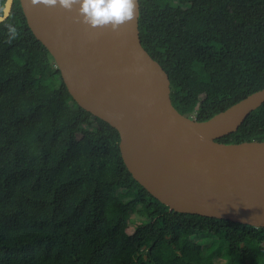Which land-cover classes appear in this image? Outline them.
I'll return each instance as SVG.
<instances>
[{"label":"trees","instance_id":"obj_1","mask_svg":"<svg viewBox=\"0 0 264 264\" xmlns=\"http://www.w3.org/2000/svg\"><path fill=\"white\" fill-rule=\"evenodd\" d=\"M137 28L182 114L206 119L264 86V0H138ZM251 139H264V101L216 138ZM117 143L13 0L0 20V264H264V227L169 209Z\"/></svg>","mask_w":264,"mask_h":264},{"label":"water","instance_id":"obj_2","mask_svg":"<svg viewBox=\"0 0 264 264\" xmlns=\"http://www.w3.org/2000/svg\"><path fill=\"white\" fill-rule=\"evenodd\" d=\"M12 1L4 0L0 20ZM18 1L68 93L116 129L122 162L148 193L178 212L264 227V139L216 140L264 101V86L197 120L172 105L167 73L141 45L138 0L118 32L77 22L78 5L67 11Z\"/></svg>","mask_w":264,"mask_h":264},{"label":"clouds","instance_id":"obj_3","mask_svg":"<svg viewBox=\"0 0 264 264\" xmlns=\"http://www.w3.org/2000/svg\"><path fill=\"white\" fill-rule=\"evenodd\" d=\"M31 4L60 7L67 11L78 5L77 22L92 29L110 28L114 32L134 19L136 9V0H31ZM8 30L10 36L15 38L16 29L8 25Z\"/></svg>","mask_w":264,"mask_h":264},{"label":"rangeland","instance_id":"obj_4","mask_svg":"<svg viewBox=\"0 0 264 264\" xmlns=\"http://www.w3.org/2000/svg\"><path fill=\"white\" fill-rule=\"evenodd\" d=\"M190 117H192L191 115H189ZM99 137H100V139L102 140V141H104L105 140V135L103 134V133H99ZM130 217L131 218H133L134 219V223H136V222H138V221H141V219H142V217L141 216H138L136 213H130ZM134 223H132V224H134ZM132 224L131 225H129V228L131 229V227H132ZM197 248H200V245H197L196 246ZM215 261H217V262H219V263H224V264H233L234 262V259L233 258H231V259H229V260H224V259H222V258H219V257H216L215 258Z\"/></svg>","mask_w":264,"mask_h":264}]
</instances>
